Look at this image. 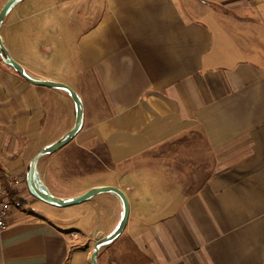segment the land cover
<instances>
[{
  "label": "crops",
  "instance_id": "0c3cea01",
  "mask_svg": "<svg viewBox=\"0 0 264 264\" xmlns=\"http://www.w3.org/2000/svg\"><path fill=\"white\" fill-rule=\"evenodd\" d=\"M0 35L82 101L79 132L37 163L51 194L119 188V237L153 264H264V0H21ZM74 118L66 90L0 59V169L21 183L0 264H91L118 224L113 192L66 207L28 192L31 158Z\"/></svg>",
  "mask_w": 264,
  "mask_h": 264
},
{
  "label": "water",
  "instance_id": "95a60500",
  "mask_svg": "<svg viewBox=\"0 0 264 264\" xmlns=\"http://www.w3.org/2000/svg\"><path fill=\"white\" fill-rule=\"evenodd\" d=\"M21 0H6L4 4L0 8V26L2 24V21L6 14L10 11L14 5H16ZM0 59L1 61L13 68L17 73L29 81L30 83L36 84V85H42V86H49V87H59L68 92L71 99L73 100L75 104V118L74 123L72 127L66 131L61 137L50 143L49 145L39 149L31 158L27 176H26V186L28 189V192L36 199L54 205L58 207H66V206H72L79 203H82L86 200H88L90 197L101 193V192H113L117 194L121 201H122V215L118 221V224L116 225L115 229L108 235L100 237L95 240L93 245V251L90 255V262L91 264H98L97 262V255L100 252V249L102 246L110 243L115 238H117L122 231L124 230L127 219H128V213H129V205H128V199L126 198V195L117 187L114 186H101V187H93L90 188L83 193L76 195L71 198H62L54 196L50 193L46 185L42 182L38 169H37V163L38 160L45 154L51 153L65 144H67L69 141H71L75 135L79 132L82 122H83V113H82V101L79 95L75 92V90L70 87L69 85L59 82V81H49V80H40L31 77L28 75L22 65L17 62L8 52L6 47L4 46L1 35H0Z\"/></svg>",
  "mask_w": 264,
  "mask_h": 264
},
{
  "label": "trees",
  "instance_id": "16d2710c",
  "mask_svg": "<svg viewBox=\"0 0 264 264\" xmlns=\"http://www.w3.org/2000/svg\"><path fill=\"white\" fill-rule=\"evenodd\" d=\"M13 196L14 194H11V197ZM124 239H126V243L122 244V246L119 242ZM110 247L119 249V252L116 254L115 252H110L111 254L108 264H153L151 259L140 251L134 242L128 237L123 238L122 236H118L113 240Z\"/></svg>",
  "mask_w": 264,
  "mask_h": 264
},
{
  "label": "built area",
  "instance_id": "2783aa9c",
  "mask_svg": "<svg viewBox=\"0 0 264 264\" xmlns=\"http://www.w3.org/2000/svg\"><path fill=\"white\" fill-rule=\"evenodd\" d=\"M21 183L15 173H5L0 169V230L8 227L13 206L11 194L15 193Z\"/></svg>",
  "mask_w": 264,
  "mask_h": 264
},
{
  "label": "rangeland",
  "instance_id": "374dc122",
  "mask_svg": "<svg viewBox=\"0 0 264 264\" xmlns=\"http://www.w3.org/2000/svg\"><path fill=\"white\" fill-rule=\"evenodd\" d=\"M38 23H39V26H43L44 25V23L47 21L46 20V15L44 14V13H41V14H39V17H38ZM42 29H43V27H42ZM72 35L73 34H71V37H72ZM71 37H70V40H71ZM73 38V37H72ZM44 39V43L42 44H40V47L43 49V51H47L48 49H47V47H46V45H49V43H47V42H45L46 41V39L45 38H43ZM69 39V38H68ZM72 44H70V46H71ZM50 50H48L47 52H49ZM123 237V236H122ZM123 238H125V237H123ZM121 243V244H120ZM126 243V239H124V240H122L121 242H119V244L120 245H122V244H125ZM110 245L111 244H107L106 246H102L101 247V252H100V260H101V264H108L109 263V257H110V252H115V254L117 253V252H119V249H117V248H111L110 247ZM119 246V245H118ZM123 246V245H122ZM109 247V248H108Z\"/></svg>",
  "mask_w": 264,
  "mask_h": 264
}]
</instances>
